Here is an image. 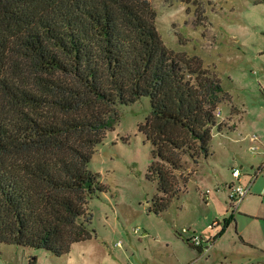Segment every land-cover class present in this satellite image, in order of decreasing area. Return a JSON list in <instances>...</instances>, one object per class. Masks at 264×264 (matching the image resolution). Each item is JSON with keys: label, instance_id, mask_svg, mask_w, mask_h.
I'll return each instance as SVG.
<instances>
[{"label": "trees", "instance_id": "trees-1", "mask_svg": "<svg viewBox=\"0 0 264 264\" xmlns=\"http://www.w3.org/2000/svg\"><path fill=\"white\" fill-rule=\"evenodd\" d=\"M155 17L147 0H0V244L61 256L91 237L104 187L88 165L118 106L149 100L154 214L187 183L184 159L208 156L221 87L163 45Z\"/></svg>", "mask_w": 264, "mask_h": 264}, {"label": "rangeland", "instance_id": "rangeland-1", "mask_svg": "<svg viewBox=\"0 0 264 264\" xmlns=\"http://www.w3.org/2000/svg\"><path fill=\"white\" fill-rule=\"evenodd\" d=\"M147 1L163 45L197 79L206 73L221 87L223 120L211 131L208 156L197 164L184 159L177 174L187 183L165 211L154 214L148 207L156 185L145 177L151 145L138 131L149 100L118 106L88 165L104 187L87 203L91 237L61 256L0 244V264H264V172L255 175L261 156L249 149L252 136L264 147V0ZM240 167L241 185L256 178L233 210L228 188L238 184L231 171ZM182 228L189 233L180 236ZM192 233L210 239L206 251L186 241Z\"/></svg>", "mask_w": 264, "mask_h": 264}, {"label": "built area", "instance_id": "built-area-1", "mask_svg": "<svg viewBox=\"0 0 264 264\" xmlns=\"http://www.w3.org/2000/svg\"><path fill=\"white\" fill-rule=\"evenodd\" d=\"M221 110L219 108L215 109L214 112V116L216 118V120H220L222 122V116H221ZM249 141L251 144L249 149L250 151L255 154V155H259L261 156V164L257 170V174L264 172V149L260 151V148L256 145L257 142V138L252 136L249 138ZM254 175V177L251 179V182L248 183L247 185L243 186L240 184V179L242 177V172H241V168H234L231 171V176L233 178V180H235L236 182H238V184H234L232 183L231 186H229V201H230V207L235 210L237 208V206L239 205V203L247 196V194L249 193V189H250V185L253 182V180L256 178V176ZM207 196V195H206ZM216 225V223L212 224L210 226V228L212 229L214 226ZM134 233H138L139 229L138 228H134L133 229ZM189 231L185 228H182L180 231V236L188 234ZM186 241L189 242L191 244V246L197 250H207L208 244L210 242V239H206L204 237L201 236H197L194 235L193 233L186 238ZM120 242L116 243V246H120Z\"/></svg>", "mask_w": 264, "mask_h": 264}, {"label": "crops", "instance_id": "crops-1", "mask_svg": "<svg viewBox=\"0 0 264 264\" xmlns=\"http://www.w3.org/2000/svg\"><path fill=\"white\" fill-rule=\"evenodd\" d=\"M234 108V107H233ZM237 110V109H236ZM230 113H231V111H230ZM229 113V115H228V117H224L225 118V121L227 120V122L229 121L228 119H230V117H231V114ZM222 120H223V117H222ZM233 127V126H232ZM259 148H260V146H259ZM264 149V147H262V148H260V151L261 150H263ZM253 154V153H252ZM253 156L255 157V156H257V155H255V154H253ZM241 168V167H240ZM242 182V179H240V183ZM248 183H250V181L248 182ZM247 183V184H248ZM246 184V185H247ZM252 184H253V182L251 183V185H250V189H251V186H252ZM250 189H249V191H250Z\"/></svg>", "mask_w": 264, "mask_h": 264}]
</instances>
